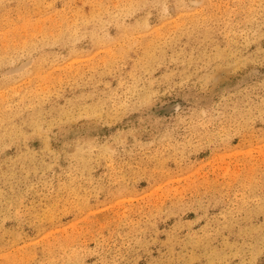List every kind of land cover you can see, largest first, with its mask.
Wrapping results in <instances>:
<instances>
[{
  "label": "rangeland",
  "instance_id": "374dc122",
  "mask_svg": "<svg viewBox=\"0 0 264 264\" xmlns=\"http://www.w3.org/2000/svg\"><path fill=\"white\" fill-rule=\"evenodd\" d=\"M0 264H264V0H0Z\"/></svg>",
  "mask_w": 264,
  "mask_h": 264
}]
</instances>
